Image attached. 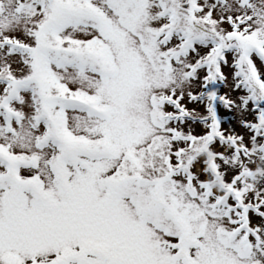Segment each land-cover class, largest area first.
I'll return each instance as SVG.
<instances>
[{
    "label": "snow or ice",
    "instance_id": "obj_1",
    "mask_svg": "<svg viewBox=\"0 0 264 264\" xmlns=\"http://www.w3.org/2000/svg\"><path fill=\"white\" fill-rule=\"evenodd\" d=\"M0 264H264V0H0Z\"/></svg>",
    "mask_w": 264,
    "mask_h": 264
}]
</instances>
